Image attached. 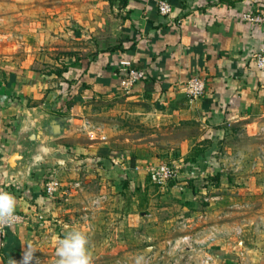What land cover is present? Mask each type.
<instances>
[{
    "label": "crops",
    "instance_id": "obj_1",
    "mask_svg": "<svg viewBox=\"0 0 264 264\" xmlns=\"http://www.w3.org/2000/svg\"><path fill=\"white\" fill-rule=\"evenodd\" d=\"M167 1L169 16L159 15L157 0H116L119 29L111 43L79 57L65 54L47 72L51 63L39 69L29 53L20 57L1 43L0 190L16 197L26 220L8 231L0 264L21 261L28 246L38 264H55L56 238L67 228L88 235L92 264H136L137 257L142 264L147 257L150 264H204L208 256L209 264H264V69L254 60L264 50V20L243 18L262 16L264 0ZM123 59L145 71L128 98L147 104L143 119L165 136L164 149L179 167L160 196L166 203L150 212L128 202L117 212L120 194L128 198L125 182L137 190L147 185L139 158L109 139L90 138L78 115L86 99L121 90ZM193 75L206 85L191 100L185 83ZM217 162L219 188H205L200 178ZM66 166L74 169L67 173ZM49 177L58 182L54 198L44 192ZM88 196L93 206L81 201ZM100 196L107 198L102 207L93 201ZM186 234L192 248L169 249L168 256L165 241Z\"/></svg>",
    "mask_w": 264,
    "mask_h": 264
},
{
    "label": "rangeland",
    "instance_id": "obj_2",
    "mask_svg": "<svg viewBox=\"0 0 264 264\" xmlns=\"http://www.w3.org/2000/svg\"><path fill=\"white\" fill-rule=\"evenodd\" d=\"M23 1L25 2V0H0V45L11 43L18 48L17 53L20 57H25L23 52L29 53V59H32L39 69L44 68L40 67L39 63L43 65L51 63L49 67L45 66V72L55 69L53 64L65 54L79 57L95 50L105 49L111 43V38L118 34L120 8L116 0H36L37 6L34 7L20 5L19 3ZM129 92L130 90L125 91L121 88L116 95L86 99L78 115L83 122L90 123V129L100 127L97 135L103 132L102 134L107 136L111 144L112 142L118 144L116 149L126 150L127 154L139 158L138 164L143 170L147 185L142 190H137L133 183L125 182L121 189H126L128 198L120 194L119 201L113 205L117 212H122L125 206H129L126 202L150 212L160 207L161 200L166 203L168 197L160 199V196L165 193L164 191H169L175 180L170 181L165 187L158 186L151 182L148 168L161 162L175 163L170 161L169 151L164 149L165 136L147 125L150 122L143 119V112L149 109L147 104L131 101L128 98ZM219 152V148L213 152L217 160ZM139 155L142 156V160ZM261 158H264L263 153ZM217 163L218 165L209 173L211 175L200 178V185L205 184V179L208 178L212 188H219L218 182L213 180L215 177L219 178L222 172L219 162ZM69 168L67 167V173L74 169L73 166ZM177 168L179 170L178 166ZM103 186L104 191L110 190L107 183ZM103 197H96L93 201L102 207L107 201V198ZM81 201L89 205L91 198L89 199L88 196ZM197 201L203 203L208 202V199L200 198ZM93 205L91 202L89 206ZM183 218L180 217L181 220ZM166 242L167 240L165 244ZM181 250L187 252L189 248L183 246ZM166 253L168 256L172 255L169 248H166ZM169 263L173 264L171 261Z\"/></svg>",
    "mask_w": 264,
    "mask_h": 264
},
{
    "label": "built area",
    "instance_id": "obj_3",
    "mask_svg": "<svg viewBox=\"0 0 264 264\" xmlns=\"http://www.w3.org/2000/svg\"><path fill=\"white\" fill-rule=\"evenodd\" d=\"M157 10L159 15L161 16H169L172 10V6L167 0H157L156 2ZM243 18L246 20L253 21H263L264 20V11L262 16L260 15H250L249 13L243 14ZM255 66L259 69H264V50H259L255 53L254 56ZM119 72H120V87L125 91H128L132 88V86L142 80L145 77V71L142 69H138L133 66L131 61L127 59L120 60L119 62ZM205 80L198 75H193L190 77L185 83V93L191 99H198L205 90ZM84 128L87 130V134L92 139H99L101 141H105L107 136L102 134L103 132H99L100 135H97L98 131H100V127L90 129V123L88 121L83 122ZM123 157V155H121ZM149 178L152 183L165 187L170 181L175 180L178 176L179 170L175 164L171 162H161L154 166L148 168ZM58 190V182L54 177H49V179L44 184V192L47 197L54 198L56 192ZM16 216L18 220L11 227H5L0 230V248L5 246L9 240L8 231L18 225H22L25 223L26 216L23 213L16 211ZM211 241H214L215 237L211 236L209 238ZM193 238L191 235L186 234L179 238V240H168L166 242V248H169L174 251L180 250L183 246L186 248H192ZM213 259L208 256L203 260L204 264H209ZM176 264L175 262H172ZM146 264H150L149 257L146 258ZM164 264H171L165 262Z\"/></svg>",
    "mask_w": 264,
    "mask_h": 264
},
{
    "label": "clouds",
    "instance_id": "obj_4",
    "mask_svg": "<svg viewBox=\"0 0 264 264\" xmlns=\"http://www.w3.org/2000/svg\"><path fill=\"white\" fill-rule=\"evenodd\" d=\"M16 208V197L0 190V230L17 222ZM35 251L33 246H28L21 261L10 260L9 264H38ZM55 255V264H92L88 235L78 228H67L62 237L56 238ZM142 260L143 257H137L136 264H142Z\"/></svg>",
    "mask_w": 264,
    "mask_h": 264
},
{
    "label": "water",
    "instance_id": "obj_5",
    "mask_svg": "<svg viewBox=\"0 0 264 264\" xmlns=\"http://www.w3.org/2000/svg\"><path fill=\"white\" fill-rule=\"evenodd\" d=\"M53 134H57L60 131V124L58 122L52 123Z\"/></svg>",
    "mask_w": 264,
    "mask_h": 264
},
{
    "label": "trees",
    "instance_id": "obj_6",
    "mask_svg": "<svg viewBox=\"0 0 264 264\" xmlns=\"http://www.w3.org/2000/svg\"><path fill=\"white\" fill-rule=\"evenodd\" d=\"M211 179H212V178H211ZM205 180H206V181H205V184H203V185H204L205 188H207V187L209 188V187L211 186V184H210L208 178H206ZM213 180H215V179L213 178Z\"/></svg>",
    "mask_w": 264,
    "mask_h": 264
}]
</instances>
